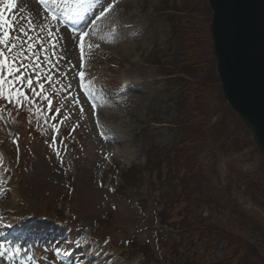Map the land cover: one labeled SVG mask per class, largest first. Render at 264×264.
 <instances>
[{"label": "rangeland", "instance_id": "1", "mask_svg": "<svg viewBox=\"0 0 264 264\" xmlns=\"http://www.w3.org/2000/svg\"><path fill=\"white\" fill-rule=\"evenodd\" d=\"M78 3L53 4L74 9ZM108 4L111 10L97 19ZM175 8L197 22L200 67L180 64L168 16ZM77 12L76 24L67 25L38 0L0 1L7 22L0 35L9 31V45H16L5 54L18 69L10 76L4 71L12 83L3 85L0 96V150L17 175L13 181L0 175V225L43 229L22 246L35 259L13 258L0 247V264H190L197 246L186 238L173 254L177 236L156 230L160 217L155 221L161 208L168 221L181 218V198L174 194L186 173L205 198L202 215L211 219L205 236L212 239L215 229L223 239L206 264L229 262L226 252L234 245L243 247L248 261L264 264V163L221 92L208 0H84ZM81 33H88L82 50ZM199 109L206 119L194 123ZM181 138L173 155L160 158L159 150ZM187 140L196 144L186 147ZM205 152L214 159L207 169L199 167ZM133 166L142 167L133 171L140 185L117 192ZM211 198L219 211L205 205ZM63 210L70 211L68 220L55 219L53 213ZM92 233L96 240L87 244ZM105 241L110 246L102 251ZM112 245L127 246L126 255ZM61 250L71 254L69 263L59 261Z\"/></svg>", "mask_w": 264, "mask_h": 264}, {"label": "water", "instance_id": "2", "mask_svg": "<svg viewBox=\"0 0 264 264\" xmlns=\"http://www.w3.org/2000/svg\"><path fill=\"white\" fill-rule=\"evenodd\" d=\"M212 48L225 98L264 158V0H208Z\"/></svg>", "mask_w": 264, "mask_h": 264}, {"label": "trees", "instance_id": "3", "mask_svg": "<svg viewBox=\"0 0 264 264\" xmlns=\"http://www.w3.org/2000/svg\"><path fill=\"white\" fill-rule=\"evenodd\" d=\"M184 12L186 13L184 16L175 14L173 17V21H174L173 25H175V22H176V25L174 28L175 33L178 31V35L176 38L180 46L179 48L180 49V53H179L180 64L188 66V67H191V66L200 67L202 64V61L199 59V56H198L200 42L198 41V38L196 37L197 32L195 29L196 27H198L197 22L195 19H193L194 17L192 15L188 14L189 12L187 11H184ZM186 85H187L186 80L181 79V87L183 88L182 90H184ZM195 91H198V90L196 89ZM204 115L205 113L203 109H199V111H197V113L194 114L195 117H193L192 121L194 123L203 122V120L206 119ZM181 141L182 140H179L176 142V147L180 146V144L184 142V141L182 142ZM190 143L196 144L194 140H187L185 146L189 147ZM186 147H184L183 145V148L187 149ZM163 156H164V152L161 151L160 157H163ZM199 158H200L199 167L201 166L207 169L209 168L211 164L213 165L212 162L214 161V159L212 161L213 156L210 153L208 152L202 153ZM235 161L236 160L234 159L233 164H232L233 166L235 165L234 163ZM185 166H187L186 162H185ZM136 168L137 167H132L127 172L123 173V183L120 184L119 187L117 188L118 191L128 189V187L135 186V185H138V183H140V178L137 175L138 172L136 174L135 172H133L134 170H136ZM157 177H158V174H157ZM165 177H167V175L161 176V178H165ZM192 185H194V183L192 181H189V182L187 181V173H186L184 178L180 179V186H179L180 188H178L177 192L174 194V198H177V199L181 198L180 200L181 204L179 205V211L181 212L180 214L181 218L177 221L172 220L175 222L173 223L172 221H168V218H166L164 214V209L163 211H162V208L160 210L157 209V218L155 219V221L158 220V218L160 217V223H159L160 227L156 230H164L167 232L169 231L171 232V234L174 233L177 236L176 240L178 239V242L174 240L173 245L170 248L173 254H175L174 252L175 249L178 248V246H181L180 244L186 238H189L188 243L190 244L193 243V245L197 246L196 250L198 252V256L194 259V262H191L190 264H206L208 263L207 261L212 262V255L215 252L217 241L219 240L220 242L223 239L218 236L215 229H212L211 231L212 239L210 238V234L208 233L205 236L204 233H205V229H207V226H204V225L209 224L211 219L204 217L202 215V208H203L202 204L203 203L201 199H205V198H202L199 194H197L196 191L193 189ZM160 205L162 204H159V208H160ZM205 205L211 208V210L219 211L218 210L219 206L216 207L217 202L213 200L212 198L206 200ZM222 214H224L223 216L224 218L226 216V213L222 212ZM222 214L219 212L220 216ZM227 220L231 221L229 218ZM212 222H213V218H212ZM208 226H210V224ZM132 245L133 244H130V246L128 247H132ZM190 247H193V246H190ZM233 248L235 249V251H233L232 253L230 250H227L226 252L227 254H231L228 258L229 262L224 260L222 263L224 264H256L253 259L252 260L250 259V261L247 260V256L244 254L242 250L243 247L234 245ZM119 249L121 250L120 247ZM127 251H128L127 246H124L121 250V252L124 255H126L125 253H127ZM170 261L172 262V264H179L177 263L176 259L173 261L172 259H170ZM140 264H143V263L141 262ZM144 264H148V263L144 262ZM157 264H159V262H157ZM212 264H214V262Z\"/></svg>", "mask_w": 264, "mask_h": 264}, {"label": "snow or ice", "instance_id": "4", "mask_svg": "<svg viewBox=\"0 0 264 264\" xmlns=\"http://www.w3.org/2000/svg\"><path fill=\"white\" fill-rule=\"evenodd\" d=\"M53 3H56L57 0H52ZM40 3H46V0H40ZM84 3V0H79V3L77 4L76 8H69V6L67 4H63L62 7L65 9L64 14L66 16H69V13L72 11H76L77 9H79L81 7V5ZM9 7H12L11 4L8 5ZM113 7L112 4H108V6L106 8H104L101 13L100 16L97 17V19H100L101 17H103L108 11L111 10V8ZM55 18V17H54ZM69 18H71L69 16ZM7 23L6 21L3 20V16L2 14H0V28H3V24ZM21 32L25 31L23 28L20 29ZM51 35V33H49ZM88 35V33H81L79 36L80 39V47L81 50L83 49L84 46V38ZM10 40V34L9 31L4 30L3 31V35H0V45H4V48H0V96L4 95V90H3V85L5 83H9L11 84V81H7L6 77L4 75V71L7 70V74L10 76L12 75V73L14 71H18V69L15 68V65L13 62L9 61L8 55L5 54V49H7L8 54H11L13 52V49L16 48L15 44H11L9 45L8 41ZM32 45H30L31 47ZM81 58H83V52L81 51ZM15 60V57H13V61ZM80 77L83 79L84 77V72H80ZM17 79H20V77H17ZM28 85L29 87L32 86V81L29 80L28 81ZM41 88H43V85L41 84ZM11 93L9 94V98H11ZM17 96H23L22 92L17 91L16 93ZM17 103H19V100H17ZM49 104H51V101L49 100ZM0 255H3V253H0Z\"/></svg>", "mask_w": 264, "mask_h": 264}, {"label": "bare ground", "instance_id": "5", "mask_svg": "<svg viewBox=\"0 0 264 264\" xmlns=\"http://www.w3.org/2000/svg\"><path fill=\"white\" fill-rule=\"evenodd\" d=\"M1 1V0H0ZM30 1H32V0H30ZM49 0H46V2H48ZM25 2V1H24ZM26 3V2H25ZM33 5H34V3H32ZM46 4V3H45ZM32 7V6H31ZM42 14V13H41ZM74 11H72V12H70L69 13V16L71 17V16H73L74 17ZM69 19H72V18H69ZM65 30V29H64ZM68 30V29H67ZM66 33V32H65ZM68 33H70V32H68ZM68 35V34H67ZM72 35V34H71ZM70 39V38H69ZM4 227H0V231H2V229H3ZM12 252L15 254V255H21V253H22V250L21 249H19V248H14V249H12Z\"/></svg>", "mask_w": 264, "mask_h": 264}]
</instances>
